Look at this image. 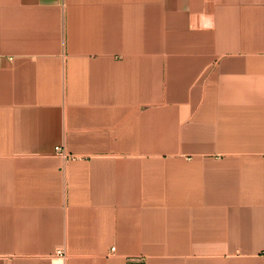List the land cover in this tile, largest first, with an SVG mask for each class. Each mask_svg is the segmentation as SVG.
<instances>
[{"label":"crops","instance_id":"obj_1","mask_svg":"<svg viewBox=\"0 0 264 264\" xmlns=\"http://www.w3.org/2000/svg\"><path fill=\"white\" fill-rule=\"evenodd\" d=\"M59 249L264 264V0H0V264Z\"/></svg>","mask_w":264,"mask_h":264},{"label":"built area","instance_id":"obj_2","mask_svg":"<svg viewBox=\"0 0 264 264\" xmlns=\"http://www.w3.org/2000/svg\"><path fill=\"white\" fill-rule=\"evenodd\" d=\"M56 151L60 153L63 156H67V154L64 152V150L61 147H57ZM264 253V252H263ZM64 257L65 253L63 250L59 249L56 253V259L53 262V264H64Z\"/></svg>","mask_w":264,"mask_h":264}]
</instances>
